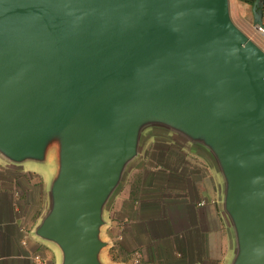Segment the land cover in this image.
<instances>
[{"label":"water","instance_id":"1","mask_svg":"<svg viewBox=\"0 0 264 264\" xmlns=\"http://www.w3.org/2000/svg\"><path fill=\"white\" fill-rule=\"evenodd\" d=\"M153 118L215 153L237 264H264V50L229 0H0V151L59 148L37 232L63 264H101L104 203Z\"/></svg>","mask_w":264,"mask_h":264},{"label":"crops","instance_id":"2","mask_svg":"<svg viewBox=\"0 0 264 264\" xmlns=\"http://www.w3.org/2000/svg\"><path fill=\"white\" fill-rule=\"evenodd\" d=\"M50 145L40 160L17 162L0 151L7 174L19 169L14 177L0 176V264L64 262L62 246L37 232L53 208L51 185L59 165L51 166L47 176L27 163L53 164L55 145ZM173 154L162 161L141 153L130 161L132 171L102 211L100 239L106 245L99 253L101 264H134L136 251L157 264H237L240 242L226 208L223 173L205 158ZM38 254L45 257L43 263Z\"/></svg>","mask_w":264,"mask_h":264},{"label":"rangeland","instance_id":"3","mask_svg":"<svg viewBox=\"0 0 264 264\" xmlns=\"http://www.w3.org/2000/svg\"><path fill=\"white\" fill-rule=\"evenodd\" d=\"M230 15L235 24L243 31L247 36H249L255 43H257L264 50V32H261L254 25V12L253 4L246 3L241 0H229ZM263 23H264V5H263ZM153 120H155L153 118ZM166 120L156 119L155 121L148 122L144 128L140 131L139 149L142 154L147 153L148 156L151 154L158 155L162 161H165L166 156H173L181 151L184 156H197L200 158H205L206 163L212 167L215 171H221V166L218 162L215 153L208 148L204 143L198 141L192 135L181 132L176 129H171L166 125ZM171 149V152H166V150ZM53 147L50 149L53 164L48 163H37V162H27L29 164H35L40 166V170L44 175L51 176V166L58 164V155L60 154L59 148ZM139 151V156H141ZM182 161L183 159L180 158ZM133 162V161H132ZM130 162L127 164L121 173V180L118 184H124L126 176L132 171L131 166L134 164ZM60 165V164H59ZM6 168V167H5ZM3 164L0 163V176L3 175L4 178L8 176H13L14 173H19V169H9L12 173L7 174L6 169ZM188 170H194L193 167ZM197 170V169H196ZM59 172V168L55 170ZM4 172V173H3ZM16 175V174H15ZM14 177V176H13ZM17 179V177H16ZM116 187V188H117ZM227 188V182H225L224 188ZM112 193L109 198L104 203L103 207H108L111 203ZM105 249V248H104Z\"/></svg>","mask_w":264,"mask_h":264},{"label":"built area","instance_id":"4","mask_svg":"<svg viewBox=\"0 0 264 264\" xmlns=\"http://www.w3.org/2000/svg\"><path fill=\"white\" fill-rule=\"evenodd\" d=\"M257 29L260 30L261 32H264V25L259 26ZM36 258L39 262L43 263L45 261L44 259L45 257L42 254H38ZM133 259H134V264H157L155 262L147 260L144 254L140 251L135 252Z\"/></svg>","mask_w":264,"mask_h":264},{"label":"bare ground","instance_id":"5","mask_svg":"<svg viewBox=\"0 0 264 264\" xmlns=\"http://www.w3.org/2000/svg\"><path fill=\"white\" fill-rule=\"evenodd\" d=\"M52 140L55 141L56 143L57 142L59 143L61 141V137L59 134H57V135H55V137Z\"/></svg>","mask_w":264,"mask_h":264},{"label":"trees","instance_id":"6","mask_svg":"<svg viewBox=\"0 0 264 264\" xmlns=\"http://www.w3.org/2000/svg\"><path fill=\"white\" fill-rule=\"evenodd\" d=\"M241 1H244V2L249 3V4H254L255 0H241Z\"/></svg>","mask_w":264,"mask_h":264}]
</instances>
